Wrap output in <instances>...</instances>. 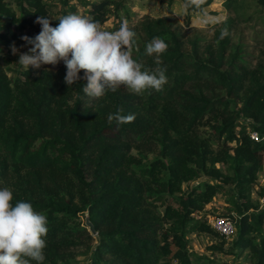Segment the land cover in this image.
Returning <instances> with one entry per match:
<instances>
[{
	"label": "trees",
	"instance_id": "obj_1",
	"mask_svg": "<svg viewBox=\"0 0 264 264\" xmlns=\"http://www.w3.org/2000/svg\"><path fill=\"white\" fill-rule=\"evenodd\" d=\"M75 1L71 13L81 7L103 26L128 0ZM176 1L186 3H169ZM50 7L45 0H0V47L8 53L0 64V188L12 190L13 205L30 202L47 216L43 264H69L83 247L98 264H195L190 235L222 238L203 212L225 189L191 187L204 176L234 188L235 246L250 252L252 264H264V209L253 200L264 171V0H226L230 16L210 40L186 37L168 17L147 18L134 58L155 67L143 52L162 37L167 84L142 95L121 86L99 99L83 92V70L69 88L66 68L26 69L12 54L11 45H22L24 31ZM224 27L230 35L220 39ZM118 111L136 119L110 123Z\"/></svg>",
	"mask_w": 264,
	"mask_h": 264
},
{
	"label": "clouds",
	"instance_id": "obj_2",
	"mask_svg": "<svg viewBox=\"0 0 264 264\" xmlns=\"http://www.w3.org/2000/svg\"><path fill=\"white\" fill-rule=\"evenodd\" d=\"M206 0H186L185 9L194 8L202 12L203 24H223L222 17H213L203 8ZM52 18V17H51ZM55 19V18H52ZM53 27L47 16H38L35 23L41 31L34 38L27 35L21 39L31 45L27 52H20L15 43L11 45L13 55L19 53L18 63L26 69H39L42 65H57L64 62L67 69L64 77L69 88L81 80L84 71L86 85L83 92L91 98H102L108 91L115 92L121 86L132 94L142 95L154 89L162 91L167 84V69L162 55L168 44L162 37H154L146 45L145 53L154 57L155 67L148 68L134 58L136 32L127 20L118 30L109 31L98 22L80 14H67L58 18ZM230 35L227 27L220 31V39ZM108 121L128 124L136 119L135 114H109ZM13 192L8 187L0 188V264H43L46 257L48 219L34 209L30 202L18 201L14 205Z\"/></svg>",
	"mask_w": 264,
	"mask_h": 264
},
{
	"label": "rangeland",
	"instance_id": "obj_3",
	"mask_svg": "<svg viewBox=\"0 0 264 264\" xmlns=\"http://www.w3.org/2000/svg\"><path fill=\"white\" fill-rule=\"evenodd\" d=\"M51 5L49 10V15L47 16L51 19L52 24L58 20V18L67 15L74 14L70 10L75 6L76 1L70 0L68 4H63L64 0H45ZM210 1V5L205 9L207 14L213 17H222L226 20L230 14L225 7L226 0H206ZM82 16H86L85 9L78 7V13ZM202 13H188L181 1H176L175 3H169V0H128L125 5L124 12H120L118 17H112L107 23L103 25L105 30L115 31L119 29L120 21L127 20L130 27L136 32V49L145 44L140 31V25L147 18H165L168 17L172 19L178 26H180L186 37H195L211 39L214 35V31L220 24H203L200 22ZM55 19H52V18ZM36 20V19H35ZM29 26L23 33L29 37L35 36L40 33L41 25L35 23ZM190 22L187 26L186 22ZM31 45H26L24 42L17 48L20 52H27ZM136 50H134V54ZM7 50L0 47V64H4L3 58L6 56ZM145 54V50L143 52ZM19 56V53L16 54ZM6 68H8L7 65ZM59 68H66L63 61L58 64ZM153 154H149L152 156ZM203 183H211L214 185L222 186L225 189L224 193L218 194L213 201L208 204L203 212V216L210 224L213 219L217 217H225L227 215H233L234 218H230L235 224L237 223V212L232 202L238 200L237 194L232 186L222 183L221 181L204 176L191 183V187L197 186ZM185 192L188 191V187L185 186ZM264 171L259 174V179L256 187L253 189V200L261 202L264 194ZM179 196V195H175ZM261 204V203H260ZM83 221V219H81ZM223 238V237H222ZM218 238L209 234H192L188 237V247L191 252L196 254L200 259L193 258L195 264H252L251 254L248 250H242L235 246V240L237 238V233L234 237ZM258 242V241H257ZM223 244L222 251L215 250V246H221ZM96 243L93 244V248ZM74 257H71L69 264H98L94 258L91 251H86V248H79L74 252Z\"/></svg>",
	"mask_w": 264,
	"mask_h": 264
},
{
	"label": "built area",
	"instance_id": "obj_4",
	"mask_svg": "<svg viewBox=\"0 0 264 264\" xmlns=\"http://www.w3.org/2000/svg\"><path fill=\"white\" fill-rule=\"evenodd\" d=\"M83 1L94 3L100 0H83ZM250 137L254 141H259L260 134L257 132H252ZM260 203H261L260 204L261 209H264V197L262 198ZM211 226L215 230V232H217L220 236L226 239L234 237L235 234L237 233L235 223L230 218L227 217H217L213 219L211 222Z\"/></svg>",
	"mask_w": 264,
	"mask_h": 264
},
{
	"label": "water",
	"instance_id": "obj_5",
	"mask_svg": "<svg viewBox=\"0 0 264 264\" xmlns=\"http://www.w3.org/2000/svg\"><path fill=\"white\" fill-rule=\"evenodd\" d=\"M85 224H86L87 228L89 229L90 233L92 235H96V230H95L94 226L92 225V223L90 222L88 215L86 216Z\"/></svg>",
	"mask_w": 264,
	"mask_h": 264
}]
</instances>
